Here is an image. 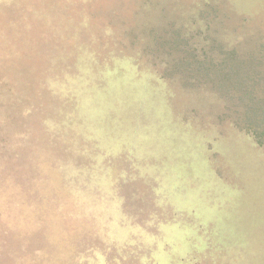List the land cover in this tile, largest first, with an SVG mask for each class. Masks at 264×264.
I'll return each mask as SVG.
<instances>
[{
    "label": "rangeland",
    "instance_id": "obj_1",
    "mask_svg": "<svg viewBox=\"0 0 264 264\" xmlns=\"http://www.w3.org/2000/svg\"><path fill=\"white\" fill-rule=\"evenodd\" d=\"M177 28L264 41V0H0V264H264V145L163 76Z\"/></svg>",
    "mask_w": 264,
    "mask_h": 264
},
{
    "label": "trees",
    "instance_id": "obj_2",
    "mask_svg": "<svg viewBox=\"0 0 264 264\" xmlns=\"http://www.w3.org/2000/svg\"><path fill=\"white\" fill-rule=\"evenodd\" d=\"M213 20L212 17L207 21L208 32ZM182 33V29L177 28L174 34L161 35L158 39L159 46L168 54H172V50L177 52L167 61L163 76L177 75L184 87L208 85L225 101V116L264 145V41L256 34H249L230 48L216 31L207 36L209 45H203L206 48L198 55L196 47L190 45Z\"/></svg>",
    "mask_w": 264,
    "mask_h": 264
}]
</instances>
